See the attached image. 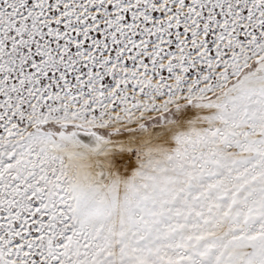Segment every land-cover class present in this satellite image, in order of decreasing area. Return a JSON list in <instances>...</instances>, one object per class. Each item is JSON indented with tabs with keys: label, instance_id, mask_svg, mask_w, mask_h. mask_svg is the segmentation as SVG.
Listing matches in <instances>:
<instances>
[{
	"label": "snow or ice",
	"instance_id": "6c2138e0",
	"mask_svg": "<svg viewBox=\"0 0 264 264\" xmlns=\"http://www.w3.org/2000/svg\"><path fill=\"white\" fill-rule=\"evenodd\" d=\"M0 264H264V0H0Z\"/></svg>",
	"mask_w": 264,
	"mask_h": 264
}]
</instances>
